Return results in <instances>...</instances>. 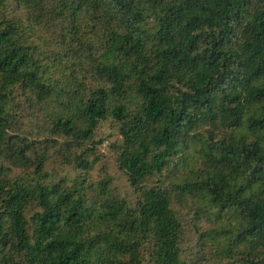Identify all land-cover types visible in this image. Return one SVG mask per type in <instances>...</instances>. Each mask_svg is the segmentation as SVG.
I'll use <instances>...</instances> for the list:
<instances>
[{
    "label": "trees",
    "instance_id": "16d2710c",
    "mask_svg": "<svg viewBox=\"0 0 264 264\" xmlns=\"http://www.w3.org/2000/svg\"><path fill=\"white\" fill-rule=\"evenodd\" d=\"M188 228L264 264V0H0V264H193Z\"/></svg>",
    "mask_w": 264,
    "mask_h": 264
},
{
    "label": "rangeland",
    "instance_id": "374dc122",
    "mask_svg": "<svg viewBox=\"0 0 264 264\" xmlns=\"http://www.w3.org/2000/svg\"><path fill=\"white\" fill-rule=\"evenodd\" d=\"M37 124L36 121H34ZM34 126L31 125V129ZM96 141H101V144L96 147V155L100 157V160L96 164L94 170L90 173L91 180L96 182L100 180L103 176V171L101 168L103 166L106 167L107 173L110 177H112L113 182L111 185V190L118 196L126 198L131 197V190L128 186V183L124 177V175L119 171L117 165L115 163V150L117 149V145L120 143V136L118 134V126L116 123L108 120L107 122L101 123L98 130L96 131ZM54 154L49 156V160L46 163V171L51 173L54 181H58L60 179H74V177L79 174L74 172L73 168L67 167L64 164L60 163ZM92 159V157H90ZM17 171H15V174ZM187 210H183L182 214H186ZM210 228V225L206 224L202 226L203 230H207ZM197 240V235L195 234L192 228H188V232L186 233L183 241V249L185 252V257L189 262L193 264H200L201 262L196 255L195 243ZM209 251V250H208ZM209 258V256H208ZM219 256H213L209 262L216 263L218 262ZM228 261V260H227Z\"/></svg>",
    "mask_w": 264,
    "mask_h": 264
}]
</instances>
